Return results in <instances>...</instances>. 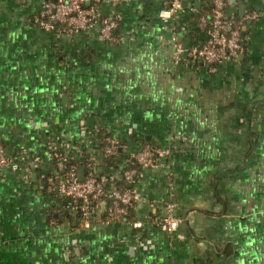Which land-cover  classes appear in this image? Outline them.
Instances as JSON below:
<instances>
[{
	"label": "crops",
	"instance_id": "0c3cea01",
	"mask_svg": "<svg viewBox=\"0 0 264 264\" xmlns=\"http://www.w3.org/2000/svg\"><path fill=\"white\" fill-rule=\"evenodd\" d=\"M45 2L0 0V147L20 164L0 168V264H264V0L225 8L260 16L215 70L187 57L212 0H181L167 22L168 0H89L119 16L113 40L41 28ZM108 137L124 146L113 157ZM145 144L170 153L124 182ZM54 149L131 189L127 216L108 218L101 199L85 225L53 189ZM168 202L172 233L156 224Z\"/></svg>",
	"mask_w": 264,
	"mask_h": 264
},
{
	"label": "built area",
	"instance_id": "2783aa9c",
	"mask_svg": "<svg viewBox=\"0 0 264 264\" xmlns=\"http://www.w3.org/2000/svg\"><path fill=\"white\" fill-rule=\"evenodd\" d=\"M89 0H46L42 14L36 18L35 23L46 30H56L64 33H74L88 30L98 26L102 38L113 40L115 30L118 27L119 16H103L98 10L87 5ZM231 0H212L213 9L209 16L199 17V25L208 34L206 42L189 49L187 57L193 61L202 60L210 69L215 68L229 59H235L243 49V31L248 21L257 20L260 14L256 11L244 16L224 14L225 8ZM182 8L181 0H168V6L159 11L160 18L167 22L176 12ZM182 49L177 47L175 59L181 57ZM124 146L113 137L106 139L105 153L115 154ZM170 153L168 148L151 144L143 145L135 154L132 166L123 171L122 178L126 183L136 180L140 168L155 167L158 160ZM56 164L64 172L63 178L55 182L53 189L59 194L67 196L79 202L80 210L84 218V224L88 225L87 217L93 206L101 199H108L107 217L119 219L127 216L128 209L133 200L131 189L127 187H108L113 182L110 176L98 174L95 171V163L88 159L84 165L86 174L79 178L76 164L71 163V154L66 151L53 150ZM135 164V166L133 165ZM19 161L7 157L5 149L0 147V168H19ZM182 219L176 215V204L168 202L165 213L156 220V224L165 232L172 233L180 226Z\"/></svg>",
	"mask_w": 264,
	"mask_h": 264
},
{
	"label": "trees",
	"instance_id": "16d2710c",
	"mask_svg": "<svg viewBox=\"0 0 264 264\" xmlns=\"http://www.w3.org/2000/svg\"><path fill=\"white\" fill-rule=\"evenodd\" d=\"M212 9H213V4H212V2H211V6L208 8V9H205L200 15H199V17L200 16H202V15H206V16H209V15H211V13H212ZM58 151H60V152H63V150L62 149H57ZM118 153V151L115 153V154H117ZM115 154H111V157H113V155H115ZM55 159V161H56V158H54ZM70 161H71V163H76V161L74 160V159H72V158H70ZM134 166H135V164H133ZM130 166H132V164L130 165ZM61 171V174H60V176H58V177H54L55 179H56V181L55 182H59L62 178H63V176H64V172L62 171V170H60ZM96 172L97 173H100L99 171H98V169H96ZM64 198H65V201L67 202V203H71V206L73 207V205L74 204H76V205H78L79 204V202H77V201H74V200H72L71 198H69V197H67V196H64ZM74 202H77V203H74ZM74 203V204H73Z\"/></svg>",
	"mask_w": 264,
	"mask_h": 264
},
{
	"label": "water",
	"instance_id": "95a60500",
	"mask_svg": "<svg viewBox=\"0 0 264 264\" xmlns=\"http://www.w3.org/2000/svg\"><path fill=\"white\" fill-rule=\"evenodd\" d=\"M84 175H85V167L82 166L81 168H79V178L82 180L84 178Z\"/></svg>",
	"mask_w": 264,
	"mask_h": 264
}]
</instances>
